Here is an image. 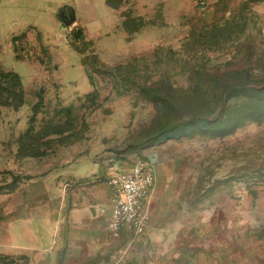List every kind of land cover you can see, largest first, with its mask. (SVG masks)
<instances>
[{
	"label": "rangeland",
	"instance_id": "obj_1",
	"mask_svg": "<svg viewBox=\"0 0 264 264\" xmlns=\"http://www.w3.org/2000/svg\"><path fill=\"white\" fill-rule=\"evenodd\" d=\"M0 70V264L46 176L149 157L144 230L70 264H264V0H0Z\"/></svg>",
	"mask_w": 264,
	"mask_h": 264
},
{
	"label": "crops",
	"instance_id": "obj_2",
	"mask_svg": "<svg viewBox=\"0 0 264 264\" xmlns=\"http://www.w3.org/2000/svg\"><path fill=\"white\" fill-rule=\"evenodd\" d=\"M155 167L153 157L147 160ZM119 169L79 162L46 176L33 197L38 211L24 215V199L17 208L15 239L18 248L31 249L33 264H65L93 257L115 239L110 235L112 188L108 174ZM60 181H52L55 174ZM26 220V221H25ZM27 232L30 241L25 240ZM40 254V257L36 255Z\"/></svg>",
	"mask_w": 264,
	"mask_h": 264
},
{
	"label": "built area",
	"instance_id": "obj_3",
	"mask_svg": "<svg viewBox=\"0 0 264 264\" xmlns=\"http://www.w3.org/2000/svg\"><path fill=\"white\" fill-rule=\"evenodd\" d=\"M156 180L155 167L146 160L108 174L106 181L112 188L109 224L112 237H119L124 231L141 233L144 230Z\"/></svg>",
	"mask_w": 264,
	"mask_h": 264
},
{
	"label": "trees",
	"instance_id": "obj_4",
	"mask_svg": "<svg viewBox=\"0 0 264 264\" xmlns=\"http://www.w3.org/2000/svg\"><path fill=\"white\" fill-rule=\"evenodd\" d=\"M0 73H2V75H4V77L11 76L15 81L14 90H8L7 91V94L9 96H6L5 98H3V96H1L3 94L0 93V102L3 103L4 105L13 106L15 108L20 107L24 103V97H25L20 76L16 73H13V72H4L3 73V72H1V70H0ZM169 95L171 97H175V96H173L172 93H169ZM179 97H182V96H179ZM192 97L193 96L190 97V100L192 99ZM170 123H171V121H166L164 125H166V126L172 125ZM178 124H179V122L177 120L173 125L177 126Z\"/></svg>",
	"mask_w": 264,
	"mask_h": 264
}]
</instances>
